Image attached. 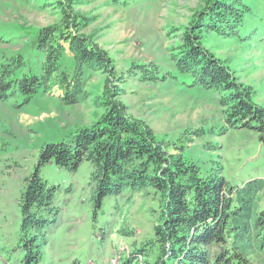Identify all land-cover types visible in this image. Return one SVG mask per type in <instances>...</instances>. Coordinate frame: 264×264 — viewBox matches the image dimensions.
Wrapping results in <instances>:
<instances>
[{
	"label": "rangeland",
	"instance_id": "obj_1",
	"mask_svg": "<svg viewBox=\"0 0 264 264\" xmlns=\"http://www.w3.org/2000/svg\"><path fill=\"white\" fill-rule=\"evenodd\" d=\"M210 2L0 0V264H153L159 221L153 190L126 189L98 205L92 163L83 161L76 171L53 162L38 165L46 144L68 143L100 121L115 94L131 117L202 175L224 178L232 187L264 179V142L256 124L230 125L229 90L207 88L179 73L173 62L183 35ZM238 3L243 19L237 32L226 24L224 34H195L264 108V0ZM48 27L82 34L114 66L109 81L102 72L84 71L83 92L74 93L77 104L63 95L76 77L67 45L52 81L44 79L45 55L37 39ZM33 76L40 80L37 91L24 93L19 81ZM36 170L54 191L53 200L31 211L42 223L32 219L24 228L22 195ZM31 250L40 253L37 261L28 258Z\"/></svg>",
	"mask_w": 264,
	"mask_h": 264
},
{
	"label": "trees",
	"instance_id": "obj_2",
	"mask_svg": "<svg viewBox=\"0 0 264 264\" xmlns=\"http://www.w3.org/2000/svg\"><path fill=\"white\" fill-rule=\"evenodd\" d=\"M208 6L183 35L173 62L179 73L207 88L229 90L228 123L243 128L256 124L264 142V108L253 103L251 93L203 49L195 34L204 29L224 34L226 24L237 32L243 19L238 0H211ZM62 44L74 58L75 76H80L71 86L67 82L63 95L68 104H77L74 93L83 92L81 79L86 69L106 74L108 81L115 69L107 53L82 34L48 27L39 31L37 39V49L45 55L44 79L48 82L58 72V59L65 51ZM19 82L24 93L32 94L40 80L33 76ZM113 96L107 98L108 110L100 121L80 129L68 143L46 144L39 154V167L53 162L76 171L83 161H89L94 166L98 205L106 196L120 195L126 189L134 193L153 190L159 199L153 264H264V179L232 187L224 178L202 175L181 152H169L148 126L131 117L118 100L119 94ZM53 192L36 170L22 195L24 228L32 219L37 225L43 222L31 211L50 206ZM39 256L32 250L28 254L35 261Z\"/></svg>",
	"mask_w": 264,
	"mask_h": 264
}]
</instances>
